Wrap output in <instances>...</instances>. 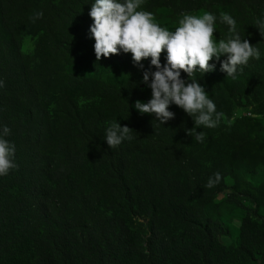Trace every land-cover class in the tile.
<instances>
[{"label": "trees", "instance_id": "trees-1", "mask_svg": "<svg viewBox=\"0 0 264 264\" xmlns=\"http://www.w3.org/2000/svg\"><path fill=\"white\" fill-rule=\"evenodd\" d=\"M2 1L0 125L10 129L5 139L15 146V167L0 176V252L16 240L28 250L18 264H171V259L233 264L218 242L230 230L212 198L235 174L236 154L233 161L197 176L194 156L187 154L192 138L185 131L194 126L192 118L173 104L169 109L174 118L162 125L133 108L136 100L149 99L150 89L140 82L142 69L133 65L131 53L96 60L88 34L91 0H64L57 13L60 28L47 33L48 41L39 55L37 47L33 62L22 54ZM246 2L142 0V8L170 7L181 13L218 5L228 14L236 10V20L250 28L246 15H253ZM242 38L257 43L258 49L262 44L249 40L247 31ZM160 59L163 64V51ZM141 63L149 67L148 59ZM107 72L112 76L100 83L87 77ZM181 75L187 78L183 71ZM195 78L219 111L235 91L264 81V53L239 66L235 78L219 70V61ZM93 98L97 102L85 103ZM258 103L264 114V100ZM116 119L130 128L133 138L110 149L104 129ZM88 160L101 183L111 185L116 201L147 220L146 236L102 210L95 197L99 190L86 184ZM214 172L221 174L220 182L204 187ZM177 224L185 226L184 232L171 230ZM235 252L246 263L262 264L264 231L245 220Z\"/></svg>", "mask_w": 264, "mask_h": 264}, {"label": "clouds", "instance_id": "clouds-1", "mask_svg": "<svg viewBox=\"0 0 264 264\" xmlns=\"http://www.w3.org/2000/svg\"><path fill=\"white\" fill-rule=\"evenodd\" d=\"M90 4L88 15L92 23L88 34L94 41L96 60L119 52L131 53L133 65L142 69L140 82L150 89V97L146 102L136 100L134 108L140 114H150L163 125L174 118V112L169 109L174 104L194 121L191 129H185L187 135L197 143L203 142L205 133L197 128L216 127L221 113L195 78L196 74L203 76L212 71L215 61H219V70L226 77L235 78L239 66L250 58L259 59L257 43L253 45L241 38L236 20L226 12L219 13L218 17L208 11L200 15L181 13L178 26L169 30L154 21L152 12L141 7L142 0H91ZM42 15V11H36L29 19L34 22ZM217 19L227 26L228 35L214 41L213 24ZM253 25L264 40V10ZM144 59H148V68L141 63ZM210 60L214 62L209 63ZM181 71L187 78H182ZM0 87H3L2 80ZM9 132L6 125H0V176L15 167V146L5 139ZM132 138L130 128L117 119L104 129L103 140L110 149ZM220 180L221 174L214 172L204 187L211 188Z\"/></svg>", "mask_w": 264, "mask_h": 264}, {"label": "rangeland", "instance_id": "rangeland-1", "mask_svg": "<svg viewBox=\"0 0 264 264\" xmlns=\"http://www.w3.org/2000/svg\"><path fill=\"white\" fill-rule=\"evenodd\" d=\"M63 2L64 0H3L1 2L4 18L17 38L22 54L32 62L37 60L35 52L37 47L39 55L48 41L47 33L60 28L57 13L64 7ZM71 9L74 10V6ZM143 9L152 12L154 21L169 30L178 26L181 13L200 15L204 11H208L218 17L217 13L225 12L218 5L212 7L205 5L181 13L175 12L170 7L154 6ZM246 10H250L253 15L251 18L246 15L247 21H250V28L236 20L240 17L236 10H230L229 14L236 20V27L241 38L247 31L249 40L260 39L262 44L259 51L264 53V40L257 31V27L253 25L261 11L264 10V0H247ZM36 11H42L43 15L33 22L29 17ZM213 28L212 38L214 41L228 35L227 26L222 25L218 19L214 21ZM111 76L107 72L87 77L100 83ZM261 100H264L263 80L250 86L247 84L242 90L235 91L234 96L229 98L223 104L222 109L218 111L221 113V117L217 126L197 128V131L202 130L205 133L203 142L197 143L191 140L187 146V154L194 156L197 176H201L202 172L206 173V169L213 168L223 161L228 159H231L228 162L233 161V153L238 158L235 174L232 177H227L225 185L212 198L213 203L218 204L220 216L230 230L228 236H219L218 242L224 251L230 252L228 257L233 264H249L241 260L235 252L240 242L244 221H249L250 225H254V229L264 231V114L258 111L260 108L258 102ZM91 102L95 103L97 99L85 101L88 104ZM52 108L53 106H50L49 110ZM92 166L88 160L84 167L85 171L90 169V173L86 174V184L93 186L94 191L99 190L95 197L102 205V210L107 215L115 214L122 217L134 232L146 236L147 220L143 216L129 212L127 205L119 204L116 198L110 194L113 190L111 185L109 183L103 185L98 176L94 175V172L98 170ZM1 224L2 218H0ZM171 227L173 232H184L185 230L183 224L171 225ZM11 243L13 244L12 248L0 252V264H18L17 260L22 262L27 258V247L19 245L16 240H11ZM225 254L221 253L222 256ZM259 262L264 264V256L259 257ZM171 264L183 263L171 259Z\"/></svg>", "mask_w": 264, "mask_h": 264}]
</instances>
